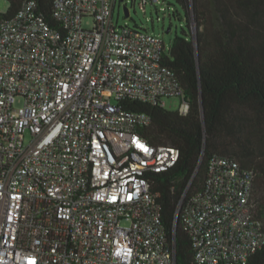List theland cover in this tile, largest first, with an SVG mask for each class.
I'll return each mask as SVG.
<instances>
[{
    "label": "built area",
    "instance_id": "obj_1",
    "mask_svg": "<svg viewBox=\"0 0 264 264\" xmlns=\"http://www.w3.org/2000/svg\"><path fill=\"white\" fill-rule=\"evenodd\" d=\"M116 1L53 0L57 27L32 0L0 17V264H175L151 185L179 151L143 138L150 116L123 103L176 98L180 116L190 104L161 38L113 23ZM253 182L213 155L203 188H186L174 220L192 264H248L264 246Z\"/></svg>",
    "mask_w": 264,
    "mask_h": 264
},
{
    "label": "trees",
    "instance_id": "obj_2",
    "mask_svg": "<svg viewBox=\"0 0 264 264\" xmlns=\"http://www.w3.org/2000/svg\"><path fill=\"white\" fill-rule=\"evenodd\" d=\"M6 1L7 12L0 17L13 18L27 0ZM32 1L57 27L51 17L53 0ZM175 1L184 11L185 28L164 49L162 63L177 76L189 112L180 116L137 102L123 106L150 116L151 125L139 131L149 143L179 151L171 171L152 175L151 189L159 194L175 264H192L191 241L174 215L187 187V194L203 188L213 155L232 157L253 171L254 211L264 226V0ZM263 263L264 246L248 264Z\"/></svg>",
    "mask_w": 264,
    "mask_h": 264
},
{
    "label": "rangeland",
    "instance_id": "obj_3",
    "mask_svg": "<svg viewBox=\"0 0 264 264\" xmlns=\"http://www.w3.org/2000/svg\"><path fill=\"white\" fill-rule=\"evenodd\" d=\"M123 5L129 10V17L124 16ZM8 3L6 0H0V14L7 12ZM175 13L176 16H173ZM112 21L117 27L129 28L137 27L149 33L155 34L161 38L165 48L168 49L172 39L175 36H181V29L185 28L184 11L175 0H164L158 4H147L144 9L139 6V1L133 5L131 0L116 1L113 9ZM91 18L83 19V26L90 27ZM171 26V32L165 34L164 30ZM164 109L167 111H176L179 101L176 98H165ZM21 107V101L16 100L14 109Z\"/></svg>",
    "mask_w": 264,
    "mask_h": 264
},
{
    "label": "water",
    "instance_id": "obj_4",
    "mask_svg": "<svg viewBox=\"0 0 264 264\" xmlns=\"http://www.w3.org/2000/svg\"><path fill=\"white\" fill-rule=\"evenodd\" d=\"M124 0H120V2H123ZM123 12H124V16L127 18L129 17V10L127 8L126 5H123ZM171 29L172 27L171 26H168L165 30H164V33L165 34H169L171 32ZM202 117H203V114H202ZM175 262H176V258H175Z\"/></svg>",
    "mask_w": 264,
    "mask_h": 264
}]
</instances>
